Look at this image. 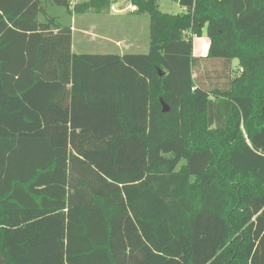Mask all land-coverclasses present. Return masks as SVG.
Returning a JSON list of instances; mask_svg holds the SVG:
<instances>
[{
	"label": "trees",
	"instance_id": "1",
	"mask_svg": "<svg viewBox=\"0 0 264 264\" xmlns=\"http://www.w3.org/2000/svg\"><path fill=\"white\" fill-rule=\"evenodd\" d=\"M130 1L148 53H73L47 13L114 0H0V264H264V0Z\"/></svg>",
	"mask_w": 264,
	"mask_h": 264
},
{
	"label": "rangeland",
	"instance_id": "2",
	"mask_svg": "<svg viewBox=\"0 0 264 264\" xmlns=\"http://www.w3.org/2000/svg\"><path fill=\"white\" fill-rule=\"evenodd\" d=\"M117 9L111 12H95L89 10L82 13L73 11L66 14L63 22L74 26V52L80 53H148L150 48V16L148 13H135L127 5L130 0H114ZM160 9L168 13H182L184 8L174 0H158ZM127 7V8H126ZM59 11V8L50 5V12ZM95 21L98 24L96 28ZM99 35V36H96ZM192 36L193 53L203 57L207 54L210 40L206 28L200 35ZM124 40L118 46L117 41ZM127 44V45H126ZM238 60L232 64L222 60H210L195 68L198 83H203L207 89L225 87L228 77H234L240 72ZM198 74V75H197Z\"/></svg>",
	"mask_w": 264,
	"mask_h": 264
},
{
	"label": "crops",
	"instance_id": "3",
	"mask_svg": "<svg viewBox=\"0 0 264 264\" xmlns=\"http://www.w3.org/2000/svg\"><path fill=\"white\" fill-rule=\"evenodd\" d=\"M113 4H114V9L111 7V10L113 9L115 11H122L123 9H125V8L117 9V7H116L117 6L116 1H114ZM131 6L133 7L134 5L130 1V3L127 5V7H130L131 8V11L134 12V9ZM58 8H59V11L52 13V12H50V5H48L47 6V13L49 15H51V16H56L59 19L60 22L65 23V22H63V18H65L66 14H69L70 12L68 11V9H66L64 7H58ZM111 10L109 12H111ZM65 24H68V23H65ZM70 25L72 26V33L74 34V26L72 24H70ZM95 25H96V28H97L98 27V24L96 23V21H95ZM73 34H72V51H73V53H75L74 52V39H73ZM96 36H99V35H96ZM122 44H124V40L117 41V45L118 46H120ZM100 53H108V52L101 51ZM122 54H125V53H121V55Z\"/></svg>",
	"mask_w": 264,
	"mask_h": 264
},
{
	"label": "built area",
	"instance_id": "4",
	"mask_svg": "<svg viewBox=\"0 0 264 264\" xmlns=\"http://www.w3.org/2000/svg\"><path fill=\"white\" fill-rule=\"evenodd\" d=\"M70 1V3H71V8L72 9H74L75 8V6L77 5V4H79V3H81L82 1H85V0H69ZM132 7V6H131ZM112 8L114 9V4H112ZM134 10H136V6L134 5L133 7H132Z\"/></svg>",
	"mask_w": 264,
	"mask_h": 264
},
{
	"label": "water",
	"instance_id": "5",
	"mask_svg": "<svg viewBox=\"0 0 264 264\" xmlns=\"http://www.w3.org/2000/svg\"><path fill=\"white\" fill-rule=\"evenodd\" d=\"M159 72H160V74H162L160 70H159ZM161 104H162V107H163L162 109L164 112H167L170 110V107L168 106V104H166L162 99H161Z\"/></svg>",
	"mask_w": 264,
	"mask_h": 264
}]
</instances>
